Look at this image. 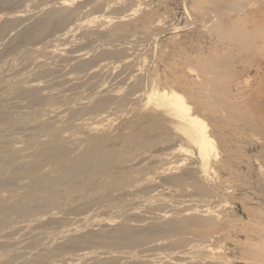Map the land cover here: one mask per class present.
<instances>
[{
    "label": "bare ground",
    "instance_id": "1",
    "mask_svg": "<svg viewBox=\"0 0 264 264\" xmlns=\"http://www.w3.org/2000/svg\"><path fill=\"white\" fill-rule=\"evenodd\" d=\"M175 3L0 0V264H264V0Z\"/></svg>",
    "mask_w": 264,
    "mask_h": 264
},
{
    "label": "rangeland",
    "instance_id": "2",
    "mask_svg": "<svg viewBox=\"0 0 264 264\" xmlns=\"http://www.w3.org/2000/svg\"><path fill=\"white\" fill-rule=\"evenodd\" d=\"M177 1H179V0H175V1H173L172 0V5L173 4H175V5H173V7L175 8L176 7V3L175 2H177ZM176 12H177V14H175V16H174V14H173V18H174V20H173V23H176V24H178V25H180L181 24V26H184V24H185V20H184V17L182 16L183 14H182V12H180V11H178V9L176 10ZM176 18V19H175ZM176 21V22H175ZM188 31H190V30H188ZM136 46V47H135ZM139 46V47H138ZM134 45V47L137 49V50H140V51H137L138 52V57H139V59L142 61V59L143 58H149V57H147V54L149 53V50H147V47L146 46H140V45ZM145 50V51H144ZM143 56V57H142ZM142 57V58H141ZM254 77V76H253ZM252 77V78H253ZM253 80H255V78H253V79H251L250 81L251 82H253ZM235 192H236V194L237 195H239V193H240V191L238 190V189H236L235 190ZM240 204H239V202L237 201L236 203L234 202V204L232 203V206H235V207H238V209H241V206H239ZM236 263L237 264H244L242 261H239V260H236Z\"/></svg>",
    "mask_w": 264,
    "mask_h": 264
}]
</instances>
